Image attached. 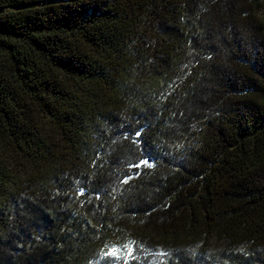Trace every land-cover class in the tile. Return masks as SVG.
I'll return each instance as SVG.
<instances>
[{"label": "trees", "instance_id": "obj_1", "mask_svg": "<svg viewBox=\"0 0 264 264\" xmlns=\"http://www.w3.org/2000/svg\"><path fill=\"white\" fill-rule=\"evenodd\" d=\"M0 264H264V0H0Z\"/></svg>", "mask_w": 264, "mask_h": 264}]
</instances>
